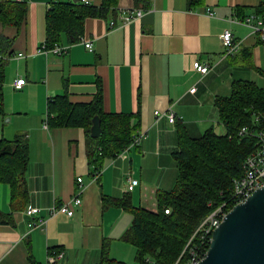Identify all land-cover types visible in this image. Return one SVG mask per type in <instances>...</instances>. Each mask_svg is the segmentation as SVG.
I'll list each match as a JSON object with an SVG mask.
<instances>
[{
    "label": "crops",
    "instance_id": "1",
    "mask_svg": "<svg viewBox=\"0 0 264 264\" xmlns=\"http://www.w3.org/2000/svg\"><path fill=\"white\" fill-rule=\"evenodd\" d=\"M24 1L27 14L20 27L0 20V34L12 38L13 50L0 47V53L9 55L0 57L5 111L0 119L11 115L0 137L23 133L28 138L29 199L25 206L12 208L11 185L0 182V209L13 217V223H0V264H44L51 247L64 251L57 264H105L104 241L107 256L117 242L132 255L136 247L124 235L133 213L125 206L158 209V191L170 190L177 179L171 182L166 176L171 168L178 169L173 156L178 129L201 136L215 129V119L224 126L216 97L230 95L233 80L249 79L247 69L264 78L259 71L264 67V41L249 26L232 21L239 13L263 15L256 11L263 0H118L105 14L86 18L78 42L70 44L63 35L61 44L69 45L63 53L41 50L53 0ZM88 1L101 5L103 0ZM137 7L143 13L124 22L121 13ZM112 20L117 24L111 26ZM227 28L241 42L229 55L221 40ZM82 40H90L93 48ZM195 60L209 63V71L196 70ZM21 77L26 82L16 87ZM66 89L74 102L92 101L101 92L105 111L130 113L137 132H145L124 155L106 159L100 175L91 170L84 127L43 125L48 98ZM169 111L176 114L174 122ZM130 178L138 180L133 189ZM78 193L82 202L73 215L49 216L52 205ZM125 195L124 205L115 200ZM29 205L39 207L47 222L31 228L25 213ZM113 255L106 262L125 261Z\"/></svg>",
    "mask_w": 264,
    "mask_h": 264
},
{
    "label": "trees",
    "instance_id": "2",
    "mask_svg": "<svg viewBox=\"0 0 264 264\" xmlns=\"http://www.w3.org/2000/svg\"><path fill=\"white\" fill-rule=\"evenodd\" d=\"M117 2L103 0L101 5H95L80 0H53L46 13L43 44L46 48L61 44L63 35L70 44L78 42L84 33L86 18L105 14L106 9L115 8ZM256 11L264 13V0ZM26 14L25 1L0 0V20L4 24L20 27ZM239 15L244 16L243 13ZM11 44L12 38L0 34L1 50H9ZM9 53L13 50L10 49ZM259 71L264 76V67ZM3 81L4 61L0 60L2 115L5 114L1 91ZM215 104L225 132L218 133L210 127L201 136H192L186 129H178V147L173 156L179 172L172 189L158 191V209L126 203L125 207L133 213V221L124 236L135 245L139 264H186L193 257L192 248L198 249L199 254L203 251L204 255L209 242L202 245L203 238L196 229L205 216L230 198L233 178L242 175L245 158L258 147L256 135L240 134L239 131L244 125L264 131V86L250 79H235L231 94L217 96ZM96 115L101 118L102 133L99 137H92L91 126ZM46 119L51 128L84 127L88 159L94 173H101L106 159L116 157L138 131L130 113L104 110L101 92L89 102L72 101L67 89L49 97ZM29 161L30 145L25 134L18 133L11 139L0 137V182L11 185V206L14 209L25 206L29 199ZM115 200L124 205L127 195ZM0 223H13L12 215L0 209ZM102 250L103 260H108L106 241ZM116 263L130 264L125 261Z\"/></svg>",
    "mask_w": 264,
    "mask_h": 264
},
{
    "label": "built area",
    "instance_id": "3",
    "mask_svg": "<svg viewBox=\"0 0 264 264\" xmlns=\"http://www.w3.org/2000/svg\"><path fill=\"white\" fill-rule=\"evenodd\" d=\"M17 1H24V0H17ZM84 2L88 3V0H83ZM208 14H213L210 8H207ZM143 13L142 8H135L131 11H123L121 13V17L123 18V21L128 22L132 18H137ZM232 21L241 23L244 25H247L250 27L251 32L255 33L260 40L264 41V15H259L257 13H250L246 14L244 16L241 15H235L232 17ZM117 22L115 20L111 21V26L116 25ZM222 45L225 48V54L229 55L234 52H236L240 47V41H237L234 37V33L230 28H227L224 30V32L221 35ZM83 41V40H82ZM85 46L92 49L93 43L88 41H83ZM69 48V45H62L57 43L52 48H46L43 44L41 47L42 52H55V53H63L67 51ZM21 54V53H19ZM3 55L0 54V57ZM209 63H202L200 60L194 61V68L202 73H206L210 69ZM26 79L24 77L18 78L15 81L16 87H21L23 84H25ZM196 87H192L191 91H195ZM158 115H160V111H156ZM176 114L174 111L168 112V119L171 122H174L176 120ZM44 127L48 128L49 123L47 119H45L43 123ZM240 134H254L258 138V147L252 151L250 154L247 155L245 158L244 164H243V173L241 176H237L233 178V185H232V194L230 198L227 201H224L221 205L214 208L207 216H205L201 222L199 223L196 233H200V235L203 238L202 245H206L208 242L210 246V242L212 239V233L213 230L220 224V222L223 220L224 216L227 214V212L237 203L245 201L257 188L264 186V131L262 130H252L248 125H244L241 127ZM145 132H137L134 136L132 141L121 151L118 153L117 156L124 155L128 150L131 149V147L141 140V138L144 136ZM97 174H100L98 172ZM78 180L82 182V177H78ZM129 188L133 189L135 184L138 183V180L136 178H130L128 180ZM82 198L80 196V193L76 194L74 197H72L71 200L64 202V203H58L54 204L49 208V216H55L58 213H66L68 215H73L75 213V207L76 205L81 204ZM227 204L231 206H226ZM40 208L37 206H31L29 205L25 209V213L31 218L29 221V226L31 228L36 227L38 225H41L43 223H46L48 220V217H45L40 213ZM168 212L169 209H166ZM38 218H34V216H37ZM34 218V219H33ZM195 233V234H196ZM193 257L188 260L186 264H197L205 255H203V251L201 254H199L198 249L192 248L191 249ZM64 256V251L57 248H49L48 249V255L47 260L44 264H57L59 260Z\"/></svg>",
    "mask_w": 264,
    "mask_h": 264
},
{
    "label": "water",
    "instance_id": "4",
    "mask_svg": "<svg viewBox=\"0 0 264 264\" xmlns=\"http://www.w3.org/2000/svg\"><path fill=\"white\" fill-rule=\"evenodd\" d=\"M101 133V118L96 115L90 135ZM197 264H264V186L227 212Z\"/></svg>",
    "mask_w": 264,
    "mask_h": 264
},
{
    "label": "rangeland",
    "instance_id": "5",
    "mask_svg": "<svg viewBox=\"0 0 264 264\" xmlns=\"http://www.w3.org/2000/svg\"><path fill=\"white\" fill-rule=\"evenodd\" d=\"M8 65V64H7ZM8 66H10V64L8 65ZM6 70H7V68H6ZM8 71H9V69H8ZM247 73H246V78H249L250 80H255L260 86H264V78L263 77H261V76H259V74H255L254 72H253V70H250V69H247ZM21 95V93L18 95V97ZM0 117H2V116H0ZM9 117H11V115H8V116H6L5 118H2V120L0 119V136H1V132H2V124L3 123H5V124H7V118H9ZM214 124H215V129L217 130V132H219V133H224L225 131V128H224V126L222 125V124H220L219 123V121L217 120V119H215V122H214ZM204 128V127H203ZM202 128V129H203ZM201 129V130H202ZM7 136V135H6ZM139 165L136 163V165H134V167L135 168H137ZM102 172V171H101ZM101 174V173H100ZM99 174V175H100ZM154 173L152 172V175H153ZM162 174V173H161ZM160 174V175H161ZM155 176V175H154ZM174 176H175V178H177V176H178V169L177 168H171V170H170V173L169 174H167V176H166V178H168V179H170V181L172 182V180H174ZM149 178V177H148ZM149 179H151V178H149ZM151 180H153V179H151ZM175 182H176V179L174 180V183H173V185L169 188V189H171V188H173L174 187V185H175ZM112 249L114 250V254H116V256L118 257V258H120V259H123V260H125L126 262H130L131 260V263L130 264H139V262H138V260L136 259V255H137V250H135V252H132V255L127 251V246L125 245V244H123V243H119V242H117V243H115V247H111L110 248V250H109V256L110 257H114V255H113V253L111 252L112 251ZM103 261H105V262H101V263H105V264H115V263H113V262H111V261H107L106 262V260H103Z\"/></svg>",
    "mask_w": 264,
    "mask_h": 264
}]
</instances>
